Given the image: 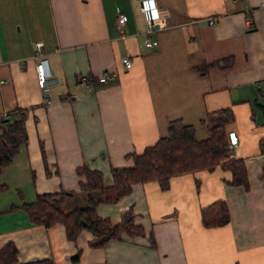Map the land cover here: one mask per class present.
Segmentation results:
<instances>
[{"label":"crops","instance_id":"obj_1","mask_svg":"<svg viewBox=\"0 0 264 264\" xmlns=\"http://www.w3.org/2000/svg\"><path fill=\"white\" fill-rule=\"evenodd\" d=\"M117 12L127 16L121 33ZM150 14L162 26L147 46ZM35 42L57 81L48 90L38 85ZM104 73L114 81L85 83ZM15 109L25 112L27 139L0 170V248L13 242L19 263L264 264V0H0V121ZM219 109L233 113L226 130L237 136L233 156L244 162L247 189L229 185L220 166L173 176L166 189L135 184L96 211L116 224L131 209L144 235L102 247L89 246L85 230L72 242L61 223L35 225L22 208L61 191L73 194L66 203L82 204L77 168L110 184L111 167H131L126 155L164 137L170 121L203 140L200 122ZM218 200L229 221L206 228L201 209Z\"/></svg>","mask_w":264,"mask_h":264},{"label":"trees","instance_id":"obj_2","mask_svg":"<svg viewBox=\"0 0 264 264\" xmlns=\"http://www.w3.org/2000/svg\"><path fill=\"white\" fill-rule=\"evenodd\" d=\"M213 63L211 66H217ZM98 82L92 77H85L86 84ZM99 83V82H98ZM24 111L15 109L6 115L4 127L0 121V170L10 164L19 150V146L27 139L24 126ZM233 121L230 109H219L206 114L200 122L208 131V137L195 139V129L176 119L168 123L167 134L154 144L143 148L140 153L126 155L132 161L131 167H111V183L105 184L104 176L91 171L87 166L76 169V174L84 177L79 183L83 194V203H66L73 196L72 192L61 191L53 194L38 195L35 200L23 204L22 208L31 223L48 228L61 223L65 236L75 241L82 230L88 231L93 238L91 247H102L111 239H120L122 234L129 237L144 235L143 228L134 223L131 209L124 212L118 223L113 224L107 218L97 214V206L101 203H115L120 197L128 194L135 184L156 181L162 189L168 187L169 178L195 172L197 170H213L216 166L229 170V185H241L248 188L244 162L233 156V149L227 140L226 130ZM260 150L264 153V138L259 141ZM5 185H0V191ZM74 201V200H73ZM201 223L206 228L223 226L229 221V212L224 201L218 200L201 209ZM150 245H154L149 236ZM80 251L72 260L76 261ZM0 264H53L51 259H38L25 263L17 260V249L13 242L8 241L0 248Z\"/></svg>","mask_w":264,"mask_h":264},{"label":"built area","instance_id":"obj_3","mask_svg":"<svg viewBox=\"0 0 264 264\" xmlns=\"http://www.w3.org/2000/svg\"><path fill=\"white\" fill-rule=\"evenodd\" d=\"M141 10L144 11V8L141 6ZM127 21V16L121 12H117L116 15V23H117V29L119 33L122 31L123 25ZM214 22L212 20L209 21V25H212ZM155 26H162L161 20L154 14H150L146 19V29L145 33L148 36V40L146 45L151 46L152 40L150 38V35L154 32ZM32 58L35 60V71L37 76L38 85L42 90H48L49 88L53 87L57 81L55 77L52 76L51 72L47 68V60L44 58V52H43V45L40 42L34 43V53ZM121 62L125 66L126 69H129L131 67V60L128 57L122 58ZM115 79V76L112 74L104 73L101 76L98 77L99 83H110L113 82ZM79 84H84V78L79 77L78 78ZM44 102H47V97L43 98ZM227 140L229 145L232 148H236L237 146V136L234 131H228L227 133Z\"/></svg>","mask_w":264,"mask_h":264},{"label":"water","instance_id":"obj_4","mask_svg":"<svg viewBox=\"0 0 264 264\" xmlns=\"http://www.w3.org/2000/svg\"><path fill=\"white\" fill-rule=\"evenodd\" d=\"M5 122H6V119H3V120L1 121V126H2V127H4V125H7V124H5Z\"/></svg>","mask_w":264,"mask_h":264}]
</instances>
